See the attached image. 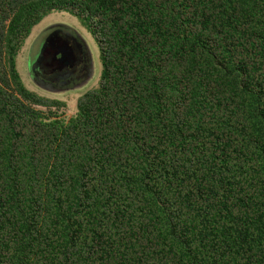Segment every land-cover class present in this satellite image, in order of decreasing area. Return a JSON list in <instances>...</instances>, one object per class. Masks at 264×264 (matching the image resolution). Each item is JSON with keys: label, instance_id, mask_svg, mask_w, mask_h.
I'll return each mask as SVG.
<instances>
[{"label": "trees", "instance_id": "16d2710c", "mask_svg": "<svg viewBox=\"0 0 264 264\" xmlns=\"http://www.w3.org/2000/svg\"><path fill=\"white\" fill-rule=\"evenodd\" d=\"M53 12L100 51L68 122L16 63ZM0 264H264V0H0Z\"/></svg>", "mask_w": 264, "mask_h": 264}, {"label": "flooded vegetation", "instance_id": "af4514ba", "mask_svg": "<svg viewBox=\"0 0 264 264\" xmlns=\"http://www.w3.org/2000/svg\"><path fill=\"white\" fill-rule=\"evenodd\" d=\"M38 49L41 60L30 70L40 88L66 92L92 80L94 62L88 45L68 26L56 24L46 29Z\"/></svg>", "mask_w": 264, "mask_h": 264}, {"label": "rangeland", "instance_id": "374dc122", "mask_svg": "<svg viewBox=\"0 0 264 264\" xmlns=\"http://www.w3.org/2000/svg\"><path fill=\"white\" fill-rule=\"evenodd\" d=\"M56 24H64L65 26H68L69 28L76 31L87 43L94 62V75L92 80L88 81L84 85L78 86L77 88L66 92H51L40 88L32 79V72L30 70V67L34 68L41 57V55L38 54V48L41 43V39H43L44 34L46 33V29ZM16 63L21 80L24 86L30 92L50 100L59 101L63 104V106L58 109H38L46 114L51 111V113L58 119L66 122H68L77 114V104L79 99L86 92L98 87L102 68L100 61V51L95 39L90 35L88 30L76 17H73L65 12H53L44 17L39 24L32 28L30 35L27 37L21 50L17 54Z\"/></svg>", "mask_w": 264, "mask_h": 264}]
</instances>
